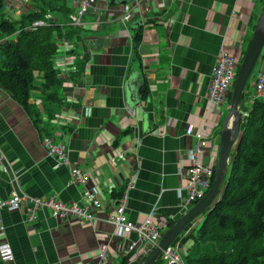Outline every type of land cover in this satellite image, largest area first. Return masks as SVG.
Returning a JSON list of instances; mask_svg holds the SVG:
<instances>
[{
	"label": "crops",
	"instance_id": "crops-1",
	"mask_svg": "<svg viewBox=\"0 0 264 264\" xmlns=\"http://www.w3.org/2000/svg\"><path fill=\"white\" fill-rule=\"evenodd\" d=\"M17 1L8 0L0 20L5 16L17 22L39 5L30 0L28 6L10 7ZM77 2L67 0L65 5L75 12ZM259 3L135 0L128 4L135 12L126 30L120 22L124 5L99 0L96 10L85 17L87 26L80 36L69 40L84 73L78 81L63 82L61 106H44L40 93L34 92L32 117L0 87V148L4 156L0 200L21 190L32 198L58 197L65 204H84L85 187L69 185L68 167H57L43 145L48 138L56 145H66L70 164L90 174L88 187L99 188L103 206L92 225L58 221L47 210L38 211L37 222L28 225L25 207L14 213L4 211L5 232L0 234V243L10 244L15 260L4 263L0 259V264H122L126 258V264L143 263L146 257L139 256V250L129 255L127 242L106 221L113 210L109 203L112 194L123 192L136 175L135 188L128 193L127 214L132 222L142 223L153 212V221L163 226L185 214L187 154L196 144L195 137L186 135V128L193 124L204 129L209 145L201 162L214 165L230 104L209 106L212 70L222 47L232 53L240 48L244 54ZM73 13L67 17L53 12L47 18L68 25ZM97 19L100 24L95 26ZM141 29L135 56L134 38ZM263 53L253 84L245 89L244 98L250 101L242 104L241 111L253 106L257 78L264 70ZM145 81L150 90L147 99L140 92ZM120 153L125 161L112 167L110 160ZM103 246L108 251L98 260ZM182 250L184 256L189 252L187 247Z\"/></svg>",
	"mask_w": 264,
	"mask_h": 264
},
{
	"label": "trees",
	"instance_id": "trees-1",
	"mask_svg": "<svg viewBox=\"0 0 264 264\" xmlns=\"http://www.w3.org/2000/svg\"><path fill=\"white\" fill-rule=\"evenodd\" d=\"M7 1L0 0V13ZM34 2L39 3L38 8L19 21L0 20V39L10 37L0 49V87L32 117L35 109L30 101L34 92L40 93L41 103L46 107L62 105L63 80L55 68L58 41L79 37L82 30L52 20L47 27L27 29L36 21H46L49 13L63 12L69 17L74 12L66 7L67 0ZM263 2L260 0L259 12L252 20L253 30ZM141 40L142 29L134 38L135 56ZM83 73L84 65L78 64L70 80L78 81ZM140 92L143 99L148 98L146 81ZM121 194L114 193L112 197L119 198ZM201 218L199 228L191 236L193 245L184 256L185 264H264L263 101L256 100L249 118L241 122L239 142L231 155L225 185L215 204ZM175 222L168 221L169 227ZM157 264L164 263L160 259Z\"/></svg>",
	"mask_w": 264,
	"mask_h": 264
},
{
	"label": "built area",
	"instance_id": "built-area-1",
	"mask_svg": "<svg viewBox=\"0 0 264 264\" xmlns=\"http://www.w3.org/2000/svg\"><path fill=\"white\" fill-rule=\"evenodd\" d=\"M29 1L30 0H19L14 6L18 8H21V6H28ZM98 2L99 0H78L74 6L75 12L71 16V21L68 26L84 29L87 26L85 17L96 10L95 8ZM134 12V8L130 5L123 6L120 22L126 30H128V25L132 21ZM49 20L50 19L47 18L46 21H36L27 29L47 27L49 26ZM99 24L100 19H97L94 25L98 26ZM164 24L168 27L170 22H165ZM9 39L10 38L0 39V49ZM64 40L65 41L61 40L62 42H59V54L55 61V68L60 76L62 75L61 78L65 81V84H69L70 75L75 71L74 57L71 54V52L74 51V45L70 43L69 40ZM243 58L244 54L240 48L232 53L225 47H222L212 70L211 81L208 88L207 101L212 108L229 106L232 90ZM255 89L256 96L253 104L256 100L264 102V70L258 75ZM250 112L251 109L241 111L242 122L249 118ZM130 113L133 114V112ZM186 135L195 137L196 144L187 154L189 161V167L185 171L187 179V197L182 202L185 213L189 208L202 200L211 189L216 166V162L212 166L203 165L201 162V158L204 156L209 145L204 129L198 130L193 124H189L186 128ZM43 145L54 159L57 167H68L70 174L69 185L85 187V202L83 205L76 203L65 204L59 200L58 197H50L47 199L32 198L21 190H15L9 198L0 200V234L5 232L2 218V213L4 211L14 213L25 207V222L28 225H34L37 222V213L40 210H47L51 217L58 221L74 220L85 225H92L97 221L95 214L103 209L101 191L97 186L88 187L91 181V176L88 172L70 164L66 145H56L48 138L44 139ZM3 161L4 156L0 148V163L3 164ZM120 161H125L124 153H120L112 158L110 160V165L115 167ZM135 181L136 175L132 176L129 180L125 190L119 198H111L109 203L113 210L108 214L106 221L115 228L116 235L127 242L126 248L129 255L139 250V256L145 258L158 246L164 233L169 228V225L168 223L163 224V226L157 225L153 221V212L142 223H134L129 219L127 214L129 201L128 193L135 188ZM132 235H135L134 240L131 239ZM107 251V247H101L98 260H103ZM0 259L4 263H11L15 260L13 250L8 242L0 243ZM161 260L165 264H185L182 247L178 243L173 244L163 252Z\"/></svg>",
	"mask_w": 264,
	"mask_h": 264
},
{
	"label": "water",
	"instance_id": "water-1",
	"mask_svg": "<svg viewBox=\"0 0 264 264\" xmlns=\"http://www.w3.org/2000/svg\"><path fill=\"white\" fill-rule=\"evenodd\" d=\"M111 4L128 5L135 0H109ZM264 49V2L261 13L254 27L246 54L240 66L236 82L234 84L230 108L223 123L219 153L215 167V175L211 189L206 196L193 205L181 216L173 226L164 233L158 246L151 251L142 264H157L164 251L177 242L180 236L200 219L217 201L225 185L232 151L236 142H239L241 133V109L248 81L261 57ZM129 83V80H128ZM127 83V86H128Z\"/></svg>",
	"mask_w": 264,
	"mask_h": 264
},
{
	"label": "rangeland",
	"instance_id": "rangeland-1",
	"mask_svg": "<svg viewBox=\"0 0 264 264\" xmlns=\"http://www.w3.org/2000/svg\"><path fill=\"white\" fill-rule=\"evenodd\" d=\"M19 1V0H18ZM17 1V2H18ZM34 0H32L31 2H33ZM8 2V1H7ZM6 2V4L5 5H7L8 3ZM10 3V2H9ZM12 7V6H11ZM15 7V6H14ZM14 10H15V8H14ZM0 17H1V14H0ZM3 19H5V16H4V18ZM16 22V21H15ZM63 41H65L64 39H63ZM75 47V46H74ZM247 49H248V47H247V45H246V48L244 49V52L246 51L247 52ZM75 51H73V52H71V54H73ZM264 54V53H263ZM74 57V56H73ZM261 60L262 59H260L259 61H258V63H257V66H256V68H255V70H254V72H253V74L251 75V77H250V79H249V81H248V86H247V89L246 90H249L250 89V85H252L253 84V80H254V76L256 75V72H257V70H258V67H259V64H260V62H261ZM74 62H75V68H77V66H78V64H77V62H76V58L74 57ZM79 64H81V63H79ZM59 74V73H58ZM59 76H60V74H59ZM60 78H61V76H60ZM62 79V78H61ZM63 80V79H62ZM63 82H64V80H63ZM246 94H247V92H246ZM61 95H62V93H61ZM248 101H250V100H248L247 99V97L245 96V99H244V101H243V105H246L247 103H248ZM225 119H226V117H225ZM237 145H238V142H236V144H235V148H234V151L236 150V148H237ZM199 222L201 221V219L200 220H198ZM198 222V223H199ZM198 223H197V221H196V223H194L193 224V226H191V228H190V231H188V233H187V235H185L184 236V234H185V232L180 236V238H179V244H180V246L182 247V248H184V250L186 249V247L188 248V250L189 249H191L190 247L193 245V243H192V238H191V236H192V234L195 232V230H197L198 228H199V225H198ZM184 236V237H183ZM187 236V238H188V240L186 241H183L184 239H185V237ZM182 252L184 253V251L182 250ZM165 264V263H164Z\"/></svg>",
	"mask_w": 264,
	"mask_h": 264
}]
</instances>
